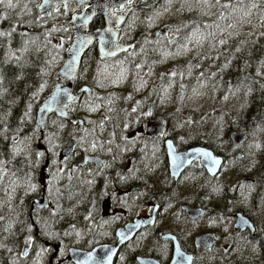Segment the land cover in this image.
<instances>
[{
  "label": "flooded vegetation",
  "instance_id": "1",
  "mask_svg": "<svg viewBox=\"0 0 264 264\" xmlns=\"http://www.w3.org/2000/svg\"><path fill=\"white\" fill-rule=\"evenodd\" d=\"M36 1L37 22L66 29L72 42L73 27L66 26L88 6L70 1L71 5H82L71 7L66 0L67 5L61 2L54 8L55 4L41 14L45 0ZM121 1L103 0L107 5H115L117 39L129 49L114 59H102L96 42L83 57L75 91L83 87L80 77L91 64L92 57L104 65L109 62L123 65L126 60L133 62L132 54L136 52L148 75L146 78H151L152 71L160 73L155 65L163 58L165 41H171L169 38L175 31L172 32L174 26H168V0ZM106 26L107 19L100 15L92 20L90 29H105ZM154 26L161 27L155 29ZM192 27L197 26L186 23L181 30L193 31ZM180 36L176 37L177 43H181ZM129 94L132 95V91ZM91 95H83L71 105L69 112L80 119L77 109L85 97ZM140 97L139 102L132 101L127 108H123L117 96L107 104L100 103L99 107L104 110L99 120L101 124L95 122L91 131L84 134L86 124L81 119L84 125H77L80 128L70 141L74 146L69 156L61 157L60 154L58 159V146L53 153L47 147L41 149L45 152V162L35 182L41 184L42 191L34 200H42L45 192L48 206H33L30 198L28 217H23L24 240L18 245L17 256L23 262L25 258L31 261L30 264H235L233 255L241 256V264H254L252 256L263 258L264 144L245 151L250 134L238 121L234 122L239 128L228 135L218 134L204 137L202 142L187 143L168 134V123L180 110L151 120L159 99L152 101L147 95ZM53 117L58 119L53 115L49 120ZM160 118L164 119V134H149L148 125ZM62 121L69 129L76 126L68 120ZM136 123H140L138 130L130 137L125 132ZM56 131L60 133L59 128ZM235 134L241 135L240 141L233 139ZM44 137H38L37 149ZM262 138L258 136L257 139ZM76 139L87 141L82 151L77 149ZM220 142L223 150L217 149ZM172 147L177 154L198 147L207 148L220 158V166L211 173L200 158L188 164L185 159L172 161ZM76 154H82L81 161ZM58 161H67L72 174L62 179L61 195L52 199L48 184ZM223 170L228 177L223 174L221 182L218 177ZM45 171L48 172L46 176ZM40 177L47 180L46 189ZM199 177L204 180L201 184L195 181ZM26 178L24 175L22 180L25 182ZM192 181H195L197 195L186 192V185ZM53 200L56 215L47 217ZM184 219L191 225L182 233L179 229ZM48 220L50 235L44 240L38 221ZM59 229L61 233L56 232Z\"/></svg>",
  "mask_w": 264,
  "mask_h": 264
},
{
  "label": "rangeland",
  "instance_id": "2",
  "mask_svg": "<svg viewBox=\"0 0 264 264\" xmlns=\"http://www.w3.org/2000/svg\"><path fill=\"white\" fill-rule=\"evenodd\" d=\"M234 1V0H233ZM170 4V2H169ZM231 6L230 0H183L179 4L171 5L170 9L176 14L180 22H186L191 19L198 20L199 17L206 26H197L193 28V31L181 30L182 26L186 23L180 24L178 27L174 26L172 32L174 33L169 39L165 41L166 50H163L162 59L158 62L156 68L160 71L157 74L155 71L151 72V78H146V74L142 63L140 62L139 53L135 52L132 54V61L126 60L124 64H116L109 62L104 65L99 60L92 57L91 64L86 68V72L80 77V85H89L92 90L91 96H86L83 103L80 104L79 112L80 119L85 121L86 127L84 134H88L91 131L92 126L95 124H101L99 121L103 116V109L99 107L100 103H108L111 101L113 96H117L119 102H123V108H127V104L130 102H139L140 96L147 95L149 99L155 101L158 97L159 101L155 110L152 112L151 120L163 115H171L176 110L179 112L174 113V118L168 123L167 129L170 136L178 137L180 140H186L187 143H191L195 140L202 142L203 138L210 136H218L221 134L222 127L220 124H216V118H214V109L218 107L208 102L207 92L209 90L196 86V74L198 73L201 66L206 67L207 71L220 72L222 64L227 66L229 64L230 70L229 75L232 71L231 67L234 65L231 60L226 63V59L238 60L236 55L237 51L246 44V39L249 36V28L244 20V15H241L235 22V25L230 22V19H217V13L220 10L227 12ZM239 9L246 10V0H242L239 5ZM169 11V17L173 16V13ZM186 13V14H185ZM199 15V16H198ZM168 26L170 23L168 22ZM155 29H159L161 26H154ZM55 28L52 26L51 29ZM185 28V27H184ZM66 29L59 28L51 30L49 34V40L54 44L56 48L63 45ZM181 30V31H180ZM177 35H181L179 38L181 43H177ZM244 39V42L241 40ZM176 41V42H175ZM176 43L178 45H176ZM173 46H176L173 48ZM157 47V46H155ZM56 53V52H55ZM161 54V53H156ZM54 65V61H53ZM125 66V68H123ZM242 65H234L235 72L240 71ZM159 90H164L159 92ZM132 91V95L129 92ZM128 99V100H127ZM233 102H229L227 106H233ZM218 109V108H217ZM149 114V113H148ZM64 121L60 122L53 117L46 125L45 131L40 133L37 132V136L44 135V140L39 142L47 147L48 150H52V153L59 147L57 158L66 147V143L73 139V134L79 130V126L69 129L65 127ZM145 122V121H142ZM140 123L132 126L126 130V134L133 136V132H136ZM146 124V123H145ZM145 126V125H142ZM59 128L60 133L56 131ZM101 127H99L100 129ZM79 133V132H78ZM186 136V138L183 137ZM245 143V151L253 148L255 145L260 144L261 147L264 144V127L261 128L259 133L248 135ZM258 136H263L261 140L257 139ZM98 140L101 139V135H97ZM81 138V137H80ZM92 136L89 138L91 139ZM76 145L78 150H83L84 143H87L85 139H76ZM38 141L36 142V144ZM222 145V143L220 142ZM60 145V146H59ZM58 146V147H57ZM74 146V145H73ZM246 153V152H245ZM78 160L81 161L82 154H76ZM20 157L24 158L26 164L29 165L30 170L28 174H25L26 181L24 185H20L17 180L12 177H4L6 183L10 185V191L5 195H0V219L3 218L2 213L7 210H14V204H21V200H18L17 195L19 191L23 193H29L30 198L34 200L41 194V184H37L35 180L38 179V174L41 172L45 162V152L41 149H36L30 162L26 160L23 154H19ZM62 157V156H61ZM67 157V156H66ZM3 168V166L1 167ZM223 169V168H222ZM33 171V172H32ZM48 175V172L45 171ZM72 171L67 166V161L62 163L58 161L53 166L52 179L48 184L50 188L49 194L52 199L57 195H61L62 179L70 178ZM228 174L226 170L220 173L218 179L222 182V175ZM32 177L34 179L32 180ZM226 180V179H225ZM197 184L204 182L201 177L197 178ZM195 181L190 182L186 187L188 194H196ZM187 182V181H185ZM47 185V180L44 181ZM192 184V185H191ZM191 187L189 188V186ZM65 187V186H63ZM64 193V190H63ZM53 208L47 211L46 216L50 217L56 215L55 201L52 202ZM27 209V208H26ZM28 210V209H27ZM66 216V213L62 214ZM20 218L13 221L11 229L19 232L18 242L15 244L8 245V242H4V248L8 252V248L11 253H14L10 257V264H30L25 258L23 262L18 254V245L22 242L24 235V219L20 215ZM22 218V219H21ZM19 222L21 224H19ZM41 232L40 236L44 238L50 235L49 233V220L38 221ZM180 231L183 233L188 230L191 223L186 219L180 224ZM9 231V229H5ZM61 229L56 232H60ZM61 233V232H60ZM10 254H7V257ZM30 258V257H27ZM254 264H262L264 257L252 256ZM235 264H241V256L233 255Z\"/></svg>",
  "mask_w": 264,
  "mask_h": 264
},
{
  "label": "trees",
  "instance_id": "3",
  "mask_svg": "<svg viewBox=\"0 0 264 264\" xmlns=\"http://www.w3.org/2000/svg\"><path fill=\"white\" fill-rule=\"evenodd\" d=\"M182 1L168 0L169 11L172 12L171 5ZM241 2L231 0V10H220L217 19H230L235 25L246 12L243 17L249 28L246 44L237 51L238 60L226 59V63L231 60L242 68L235 72L233 65L229 75V64H222L220 72L207 71L201 66L196 74L195 85L209 90L208 102L218 106H214V111L216 122L222 127L220 135H228L239 128L234 121L240 122L250 135L259 133L264 127V0H246V10L243 11L239 9ZM36 4V0H12V6L4 0L0 4V195L3 196L10 191L4 177H12L24 185L23 176L30 172L26 170L29 165L19 154L30 162L37 149V112L58 78L71 43V35L65 30L67 37L63 45L54 46L49 34L59 28L51 29L52 26L37 22ZM172 13L171 18L168 16L170 25L179 26L185 22H180ZM185 23L188 26H206L200 17ZM229 102H233V106L228 107ZM217 149L223 150V146L219 145ZM17 198L21 204H14V210L3 212L0 219V264H10V257L14 255L9 248L7 252L4 242L7 241L9 246L18 242L20 231L11 229L13 221L20 215L27 218L29 214V193L19 191Z\"/></svg>",
  "mask_w": 264,
  "mask_h": 264
},
{
  "label": "water",
  "instance_id": "4",
  "mask_svg": "<svg viewBox=\"0 0 264 264\" xmlns=\"http://www.w3.org/2000/svg\"><path fill=\"white\" fill-rule=\"evenodd\" d=\"M71 5V2H79L88 6L83 10L81 14L75 15L74 19L68 23L73 27V40L68 48L67 57L59 69V74L56 82L54 83L49 96L41 103L35 121V129L43 134L49 119L56 115L58 118L68 120L75 125L81 124L83 127L84 122L78 119L69 112L72 104L80 100L83 95H91L92 90L89 86H83L77 91L74 90L75 82L79 73L80 65L82 63L84 55L91 49L96 42H98V52L102 59L115 58L120 53L127 51L129 46L124 45L117 39L116 27V14L113 12L115 5H108L103 0H67ZM71 1V2H70ZM82 1V2H81ZM116 3V0H113ZM118 1V0H117ZM121 1V0H119ZM64 4L66 0H45L43 6L40 8V13L48 11L53 5ZM122 2V1H121ZM82 5L73 4L71 7L80 8ZM76 10V9H72ZM104 16L107 19V26L105 29L91 30L90 24L96 16ZM111 22V23H110ZM155 128L151 132L152 128ZM148 133L152 135L164 134V119H157L151 125H148ZM244 136V135H243ZM241 135L235 134L234 140L240 141ZM74 142H70L68 146L63 149L61 156H69ZM40 149H46V146L41 144ZM171 158L172 161H180L185 159V164L190 163L193 159L200 158L203 164L208 168L211 173H215L213 170H218L220 166V158L216 156L212 151L204 147H198L190 150L187 153L177 154L172 147ZM93 159V157H92ZM40 181L44 183L45 178L40 177ZM42 184V185H43ZM32 205H38L39 207L48 206V199L43 194L42 200H33Z\"/></svg>",
  "mask_w": 264,
  "mask_h": 264
},
{
  "label": "snow or ice",
  "instance_id": "5",
  "mask_svg": "<svg viewBox=\"0 0 264 264\" xmlns=\"http://www.w3.org/2000/svg\"><path fill=\"white\" fill-rule=\"evenodd\" d=\"M4 3V0H0V4H3ZM8 4L9 6H12V0H8Z\"/></svg>",
  "mask_w": 264,
  "mask_h": 264
},
{
  "label": "bare ground",
  "instance_id": "6",
  "mask_svg": "<svg viewBox=\"0 0 264 264\" xmlns=\"http://www.w3.org/2000/svg\"><path fill=\"white\" fill-rule=\"evenodd\" d=\"M46 16V15H45Z\"/></svg>",
  "mask_w": 264,
  "mask_h": 264
}]
</instances>
